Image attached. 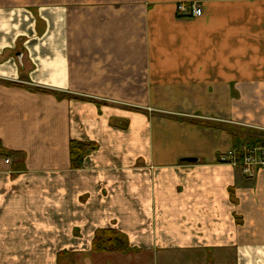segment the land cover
Segmentation results:
<instances>
[{"label": "crops", "instance_id": "crops-1", "mask_svg": "<svg viewBox=\"0 0 264 264\" xmlns=\"http://www.w3.org/2000/svg\"><path fill=\"white\" fill-rule=\"evenodd\" d=\"M239 146H264V0H0V264H264Z\"/></svg>", "mask_w": 264, "mask_h": 264}, {"label": "built area", "instance_id": "built-area-1", "mask_svg": "<svg viewBox=\"0 0 264 264\" xmlns=\"http://www.w3.org/2000/svg\"><path fill=\"white\" fill-rule=\"evenodd\" d=\"M203 15L200 4L193 3L179 6V18H198ZM235 166L241 167L249 177H254L259 170H264V146H244L231 160Z\"/></svg>", "mask_w": 264, "mask_h": 264}, {"label": "trees", "instance_id": "trees-1", "mask_svg": "<svg viewBox=\"0 0 264 264\" xmlns=\"http://www.w3.org/2000/svg\"><path fill=\"white\" fill-rule=\"evenodd\" d=\"M86 150H87V147H85L82 144H79L76 142H73L71 144V163L74 169H79V167L81 166V161H82L83 155L85 154ZM104 236L111 237V240L109 241L108 244H106L102 238L101 239L96 238L94 242L95 250H103L106 248V245H110L111 247L116 248V249H121L122 243L117 238V234L115 232H112V231L104 232Z\"/></svg>", "mask_w": 264, "mask_h": 264}, {"label": "water", "instance_id": "water-1", "mask_svg": "<svg viewBox=\"0 0 264 264\" xmlns=\"http://www.w3.org/2000/svg\"><path fill=\"white\" fill-rule=\"evenodd\" d=\"M186 161H187V162H195L196 160H193V159H187Z\"/></svg>", "mask_w": 264, "mask_h": 264}, {"label": "rangeland", "instance_id": "rangeland-1", "mask_svg": "<svg viewBox=\"0 0 264 264\" xmlns=\"http://www.w3.org/2000/svg\"><path fill=\"white\" fill-rule=\"evenodd\" d=\"M249 144V143H248ZM245 145H247V144H245ZM241 146H239V147H237V148H240Z\"/></svg>", "mask_w": 264, "mask_h": 264}]
</instances>
